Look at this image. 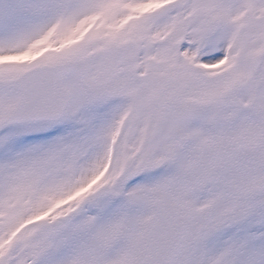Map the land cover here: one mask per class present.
I'll list each match as a JSON object with an SVG mask.
<instances>
[{"label":"snow or ice","instance_id":"6c2138e0","mask_svg":"<svg viewBox=\"0 0 264 264\" xmlns=\"http://www.w3.org/2000/svg\"><path fill=\"white\" fill-rule=\"evenodd\" d=\"M0 264H264V0H0Z\"/></svg>","mask_w":264,"mask_h":264}]
</instances>
